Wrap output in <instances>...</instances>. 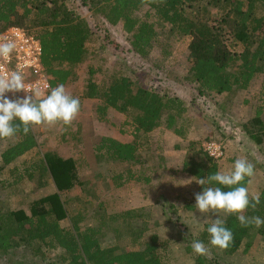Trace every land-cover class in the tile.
Returning <instances> with one entry per match:
<instances>
[{"label": "trees", "instance_id": "16d2710c", "mask_svg": "<svg viewBox=\"0 0 264 264\" xmlns=\"http://www.w3.org/2000/svg\"><path fill=\"white\" fill-rule=\"evenodd\" d=\"M202 1L82 0L94 16L102 17L112 26L122 23L124 32L129 34L131 49L141 58H148L157 35L154 24L138 15L142 9L168 24L170 32L187 37L188 77L197 84L201 95L249 89L257 78L264 76V0H212L221 11L219 15L194 16L188 13L187 9L191 7L200 8ZM70 2L75 0H0V32L16 26L40 41L41 66L50 77L51 89L59 84L65 86L77 77L75 68L85 61L86 45L93 37L88 21L70 7ZM90 72L83 97L100 101L96 109L99 120L104 121L108 111L114 110L129 116L135 134H149L164 125L176 136H183V129L178 126L186 112L182 99L134 83L128 75L102 82L94 77L92 70ZM260 114L261 110H258L255 117V125L260 128L258 132L264 129ZM249 135L261 144L263 134L249 132ZM5 139L15 142L1 152L0 171L4 172L12 165L8 170L11 181L19 184L34 179L38 188H43L45 181H52L56 191L34 200L28 212L6 207L0 202V254L6 255L23 245L35 248L39 253L43 249L41 244L48 243L51 249L60 247L63 250L60 255L62 264H167L159 255L163 244L159 245L157 235H153L149 243L143 241L141 249L121 250L118 246L105 247L101 243L109 229L118 240L130 235L140 238L145 234L142 227L145 223L138 220L140 209H122L111 214L101 212L96 217V226L83 228V215L70 216L61 200L62 194L80 184L76 160L46 151L36 162H25L20 168L18 160L38 146L31 126L28 134L25 135L21 128L10 138H0ZM139 147L136 140L121 142L102 138L96 145V152L98 159L135 165L141 162ZM183 171L198 180L220 171V165L214 157L201 153L200 159H187ZM249 179L251 177H246L242 184L248 186ZM112 180L116 187L128 180L150 181L144 172L133 167L115 175ZM3 184L0 177V185ZM204 187L231 190L213 182L200 185L199 191L202 192ZM259 194L260 204L255 210L251 207L245 210L243 215L246 217L264 218V187ZM67 218L70 227L61 223ZM224 219L225 226L234 236L229 247L221 249L228 255L237 253L242 247L244 252H249L254 234L264 235V226L243 227L236 214H227ZM134 222L140 226L137 227L139 230L135 231ZM209 226L207 224L200 235L202 242H210ZM195 263L212 264V261L198 255ZM10 264L27 263L15 260Z\"/></svg>", "mask_w": 264, "mask_h": 264}, {"label": "rangeland", "instance_id": "374dc122", "mask_svg": "<svg viewBox=\"0 0 264 264\" xmlns=\"http://www.w3.org/2000/svg\"><path fill=\"white\" fill-rule=\"evenodd\" d=\"M201 5L200 8L187 9L188 13L194 16L221 13L212 0H203ZM70 7L88 21L93 32L86 45L87 57L75 68L77 77L65 85L68 94L79 98L80 110L67 125L62 121L52 125H32L31 131L38 146L20 158L17 166L23 168L25 162H36L46 151L71 157L77 162L80 184L62 194L61 200L70 216L83 215V228L96 226V217L101 212L111 214L122 209H140L138 220L145 223L142 225L145 234L140 238L129 234L118 240L109 229L101 238L103 246L141 249L143 241L149 243L150 238L157 235L159 245L163 244L159 255L167 264H196L198 254L191 248L192 241H201L200 235L206 225L216 218L225 220L227 214L222 210L200 213L195 208L194 194L200 192V185L195 180L187 184L192 176L184 173V163L190 158L200 159L201 153L210 155L206 145L215 143L221 146L222 156L214 157L219 162L220 171H230L236 159L246 158L255 166V174L247 186L249 193L260 192L264 187V129L258 132L260 128L255 125V117L261 110L259 119L264 126V76L257 78L247 90L201 95L197 84L188 77V38L170 32L171 27L159 21L154 13L146 9L138 12L139 16L154 24L157 34L150 55L141 58L131 49L129 34L124 32L122 23L112 26L102 17L94 16L82 0L70 2ZM90 70L102 82L128 75L134 83L182 99L186 112L178 126L182 127L183 136H176L164 125L149 134H135L129 116L114 110L108 111L104 121L99 120L96 109L100 101L83 97ZM249 132L263 134L261 144L255 142ZM102 138L121 142L136 140L141 162L133 165L98 159L96 145ZM14 142L12 139L0 140V154ZM128 167L144 172L149 183L128 180L116 187L112 178ZM11 168L12 165L4 172L0 171L4 182L0 185V202L6 207L28 212L34 200L56 191L52 181H45L43 188H38L34 179L19 184L11 181L8 173ZM68 218L61 221L63 226H71ZM138 224L142 223L139 221ZM138 224L134 225L135 231L139 230ZM254 235L247 253L242 247L237 253L228 255L210 242H203L209 252L202 256L212 264H264V235ZM41 247L39 253L35 248L23 245L6 255L0 254V264L15 260L27 264H62L60 255L63 250L60 247L51 249L48 243L41 244Z\"/></svg>", "mask_w": 264, "mask_h": 264}, {"label": "clouds", "instance_id": "9594fccd", "mask_svg": "<svg viewBox=\"0 0 264 264\" xmlns=\"http://www.w3.org/2000/svg\"><path fill=\"white\" fill-rule=\"evenodd\" d=\"M15 49L14 40L0 37V58H8ZM18 92H24L25 95L15 96ZM6 93H12L13 98L6 96ZM79 110V98L68 94L63 84L57 85L44 95L38 88L27 87L20 71L0 74V138H10L21 128L26 135L32 125H52L58 121L70 124ZM15 121L19 123H14ZM254 167L246 158H238L230 171H218L198 180L195 177L187 180V184L193 180L202 186L215 182L231 189L223 191L221 187H204L202 192L194 194L195 208L200 213L222 210L226 214H236L243 227L264 226V218L243 215L249 207L255 210L260 204V194L250 195L249 188L242 184L246 177L254 176ZM248 183H251L250 179ZM207 232L210 244L220 249H227L234 239L233 232L220 218L210 222ZM191 248L198 255H207L209 252L205 244L198 240L192 241Z\"/></svg>", "mask_w": 264, "mask_h": 264}, {"label": "built area", "instance_id": "2783aa9c", "mask_svg": "<svg viewBox=\"0 0 264 264\" xmlns=\"http://www.w3.org/2000/svg\"><path fill=\"white\" fill-rule=\"evenodd\" d=\"M0 37H7L16 42L14 52L6 59L0 58V74L20 71L27 87L38 88L44 95L49 93L51 90L50 77L44 73L41 66L42 47L40 41L32 34L16 26L0 32ZM24 95V92L15 94L17 97ZM6 96L13 98L12 93H6ZM206 146L211 156L216 158L222 156L220 145L207 143Z\"/></svg>", "mask_w": 264, "mask_h": 264}]
</instances>
